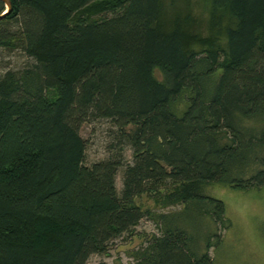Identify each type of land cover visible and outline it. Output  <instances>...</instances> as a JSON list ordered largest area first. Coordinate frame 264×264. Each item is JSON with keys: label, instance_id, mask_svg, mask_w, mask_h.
Instances as JSON below:
<instances>
[{"label": "trees", "instance_id": "1", "mask_svg": "<svg viewBox=\"0 0 264 264\" xmlns=\"http://www.w3.org/2000/svg\"><path fill=\"white\" fill-rule=\"evenodd\" d=\"M10 4L0 47L32 63L0 74V264H86L144 217L159 232L134 264H213L179 212L225 229L202 187L264 185V0ZM100 120L106 154L87 163L80 129Z\"/></svg>", "mask_w": 264, "mask_h": 264}, {"label": "rangeland", "instance_id": "2", "mask_svg": "<svg viewBox=\"0 0 264 264\" xmlns=\"http://www.w3.org/2000/svg\"><path fill=\"white\" fill-rule=\"evenodd\" d=\"M31 63L32 60L20 49L8 50L0 47V74L7 69L21 70ZM247 123L253 124L251 121ZM108 126L109 123L104 120L82 125L80 134L87 140V163L105 156L106 143L109 142ZM130 159L131 151L127 149L125 160ZM122 170L123 168L118 171L116 177L118 190L121 187ZM200 191L223 202L224 217L229 226L221 229V226L207 217L197 215L194 210L189 213L181 211L180 216H190L188 221L186 219L183 222L190 233V245L201 253L209 240L212 247L208 253L213 259V264H264V185L260 188L240 190L226 183H211L203 186ZM137 202L144 208L151 207L156 212L178 208H155L154 202L146 195L137 198ZM173 216L177 217L176 214ZM158 232L155 222L144 217L133 229L132 234H126L116 240L107 253L92 254L86 264H134L131 251L144 246L150 235Z\"/></svg>", "mask_w": 264, "mask_h": 264}, {"label": "water", "instance_id": "3", "mask_svg": "<svg viewBox=\"0 0 264 264\" xmlns=\"http://www.w3.org/2000/svg\"><path fill=\"white\" fill-rule=\"evenodd\" d=\"M7 8V11H4L0 14V17H3L5 13H7L10 10V0H2Z\"/></svg>", "mask_w": 264, "mask_h": 264}]
</instances>
